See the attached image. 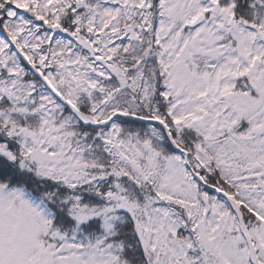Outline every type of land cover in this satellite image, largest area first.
Masks as SVG:
<instances>
[{
	"label": "snow or ice",
	"instance_id": "obj_1",
	"mask_svg": "<svg viewBox=\"0 0 264 264\" xmlns=\"http://www.w3.org/2000/svg\"><path fill=\"white\" fill-rule=\"evenodd\" d=\"M0 264H264V0H0Z\"/></svg>",
	"mask_w": 264,
	"mask_h": 264
}]
</instances>
